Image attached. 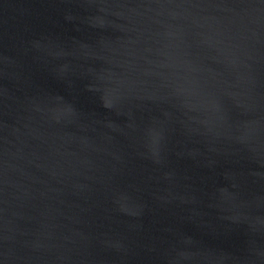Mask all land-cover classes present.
Wrapping results in <instances>:
<instances>
[{"label": "water", "instance_id": "95a60500", "mask_svg": "<svg viewBox=\"0 0 264 264\" xmlns=\"http://www.w3.org/2000/svg\"><path fill=\"white\" fill-rule=\"evenodd\" d=\"M0 264H264V0H0Z\"/></svg>", "mask_w": 264, "mask_h": 264}]
</instances>
